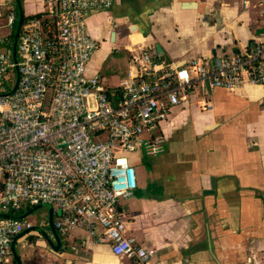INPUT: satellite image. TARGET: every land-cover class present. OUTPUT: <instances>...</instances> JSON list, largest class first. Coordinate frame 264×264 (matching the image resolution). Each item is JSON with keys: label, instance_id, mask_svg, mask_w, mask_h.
I'll return each mask as SVG.
<instances>
[{"label": "crops", "instance_id": "obj_1", "mask_svg": "<svg viewBox=\"0 0 264 264\" xmlns=\"http://www.w3.org/2000/svg\"><path fill=\"white\" fill-rule=\"evenodd\" d=\"M10 2L0 0V30L6 33ZM22 7L24 15L41 14L45 0H22ZM88 29L99 41L88 73L99 75L100 90L115 94L138 45L152 46L170 64L190 58L209 63L260 40L264 15L258 0L249 8L242 0H115L109 11L89 14ZM161 131V154H129L137 187L119 202L128 234L151 250L156 264H264V86L244 82L192 93L172 109ZM40 222L33 224L39 229L13 239L22 264H139L115 255L85 228L66 237L58 232L56 249L49 221ZM6 260L17 264L12 250Z\"/></svg>", "mask_w": 264, "mask_h": 264}, {"label": "built area", "instance_id": "obj_2", "mask_svg": "<svg viewBox=\"0 0 264 264\" xmlns=\"http://www.w3.org/2000/svg\"><path fill=\"white\" fill-rule=\"evenodd\" d=\"M114 1L45 0L44 12L22 23L17 63L0 30V262L11 254L14 237L33 227L7 213L47 202L61 235L85 228L108 242L115 255L156 264L151 250L128 234L119 210L137 187L128 154H161L165 137L153 130L192 93L244 82L264 86V34L244 52L209 63L190 58L167 64L152 46L140 44L133 68L111 99L99 89V75L88 73L99 48L88 16L109 11ZM242 3L252 6V0ZM258 3L264 15V0ZM14 22L10 12L5 26L11 29ZM16 65L19 80L11 92Z\"/></svg>", "mask_w": 264, "mask_h": 264}, {"label": "water", "instance_id": "obj_3", "mask_svg": "<svg viewBox=\"0 0 264 264\" xmlns=\"http://www.w3.org/2000/svg\"><path fill=\"white\" fill-rule=\"evenodd\" d=\"M16 2H17V5H18V8H19V19H18V23H17V27H16V32H15V35H14L13 50H12V58H13L14 63H17V40H18V36H19V33H20V29L22 27L23 17H24V12H23V7H22L21 1L20 0H16ZM183 4L185 6H191V5H194L195 3L190 2V1H185V2H183ZM156 49H157V51H161V47L159 46V44H156ZM15 75H16L15 76V84H14V87L11 90V92H13L16 89L17 84H18V80H19V72H18L17 65L15 66ZM213 187H214V180L212 178V180H211V190H209V192L212 191ZM41 207H46L48 209V211H49V216H48L49 225H50V227H51V229H52V231H53V233L55 235V240H56L57 245H58V247L56 249H59L60 244H61V239L59 237L57 229L54 226L53 206H52L51 203L42 202V203H39L37 205H34L31 209H29L27 212H25L22 215V217L26 218L28 215L32 214L36 209L41 208ZM33 229H39V228L37 226H35V227L33 226L32 229H26V230H24L22 232H26V231L33 230ZM43 235L46 238L49 239L48 235H46L45 233ZM11 248H12V253H13V255H14L16 261H17V264H22L20 258L17 255V252L15 250V241L12 242V247Z\"/></svg>", "mask_w": 264, "mask_h": 264}, {"label": "trees", "instance_id": "obj_4", "mask_svg": "<svg viewBox=\"0 0 264 264\" xmlns=\"http://www.w3.org/2000/svg\"><path fill=\"white\" fill-rule=\"evenodd\" d=\"M21 3H22V0H20ZM10 12H14L15 14V22H14V25L13 27L10 29V31L7 33V39H8V43L10 45V47L12 48L13 47V42H14V35H15V32H16V27H17V23H18V19H19V8H18V5H17V2L16 0H11L10 2V6L7 8V12H6V16L9 15ZM39 14H35V15H24L23 17V23H25L28 18L30 17H34V16H37ZM158 55V58L161 59V60H164L167 64H169V61L168 59H166V56L165 55H161V54H157ZM13 76H12V79L13 81H15V70L13 69ZM119 87H116V91ZM106 93L111 97V99L115 100L116 99V96L114 97L113 95H111V91H106ZM33 206L30 205V204H23L21 206V208L19 209H12L9 211V213L7 214H10V215H13V216H16L17 218L19 219H26V218H23L22 215L27 212L29 209H31ZM1 264H8L6 261H1ZM12 264H16L15 263V260L12 261Z\"/></svg>", "mask_w": 264, "mask_h": 264}, {"label": "rangeland", "instance_id": "obj_5", "mask_svg": "<svg viewBox=\"0 0 264 264\" xmlns=\"http://www.w3.org/2000/svg\"><path fill=\"white\" fill-rule=\"evenodd\" d=\"M113 58H115V56H113L112 59ZM119 71H120V67H119V69L116 72H114L113 75H115V76H113L111 78V82L112 83H117L118 82V75L117 74H118ZM161 125H162V123L153 130V133L163 134L162 131H161ZM129 154H128V156H129ZM47 211H48V209L46 207L38 208L32 214L28 215L27 219L30 220L33 224H39L40 218L43 215H45Z\"/></svg>", "mask_w": 264, "mask_h": 264}]
</instances>
